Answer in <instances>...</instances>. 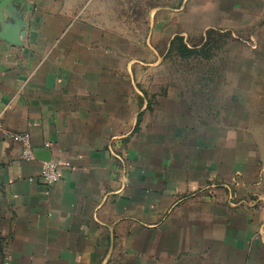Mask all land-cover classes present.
Masks as SVG:
<instances>
[{"label":"crops","instance_id":"crops-1","mask_svg":"<svg viewBox=\"0 0 264 264\" xmlns=\"http://www.w3.org/2000/svg\"><path fill=\"white\" fill-rule=\"evenodd\" d=\"M204 8L264 56V0L181 10ZM152 13L145 33L121 3L0 0V125L37 156L0 132V264H264V63L249 65L245 114L177 112L153 91L174 18ZM48 159L62 163L52 186Z\"/></svg>","mask_w":264,"mask_h":264},{"label":"rangeland","instance_id":"rangeland-1","mask_svg":"<svg viewBox=\"0 0 264 264\" xmlns=\"http://www.w3.org/2000/svg\"><path fill=\"white\" fill-rule=\"evenodd\" d=\"M105 1L106 5L110 2L113 6L120 3L122 7L126 5L130 13L137 11L144 19L145 33L148 32L152 10L159 8L160 17L170 14L174 18L170 27L176 32L175 37L168 39L161 34L159 38L160 87H154L153 91L159 90L160 95L182 99L173 105L177 112L191 106L193 113L207 114V118L211 119L220 111L225 117L231 112L243 115L248 111L247 100L255 90L249 88L248 81L261 79V72L254 71V68L251 70L249 65L264 63V56L261 52L259 55L248 54V48L263 45L262 41L247 39V26L233 28L232 24H228L214 28V10L207 8L203 9V13L187 12L186 17L181 10L185 0ZM167 27L164 25V28ZM183 32L185 36H182ZM206 33L207 39L203 40L201 34ZM231 33L236 34L235 39ZM145 79L151 80V74ZM188 98H192L191 104L183 100Z\"/></svg>","mask_w":264,"mask_h":264},{"label":"built area","instance_id":"built-area-1","mask_svg":"<svg viewBox=\"0 0 264 264\" xmlns=\"http://www.w3.org/2000/svg\"><path fill=\"white\" fill-rule=\"evenodd\" d=\"M0 132L3 133L6 139L17 141L22 144L23 152L22 159L25 161H34L37 156L34 152L31 137L26 133H15L7 130H3L0 125ZM48 146V145H47ZM61 166L60 161L47 160L43 163V168L41 172V178L46 185H55L61 178Z\"/></svg>","mask_w":264,"mask_h":264},{"label":"water","instance_id":"water-1","mask_svg":"<svg viewBox=\"0 0 264 264\" xmlns=\"http://www.w3.org/2000/svg\"><path fill=\"white\" fill-rule=\"evenodd\" d=\"M9 40L12 43H18V42H20V40H21V34H20V32L19 33L16 32L15 36H13L12 38H10ZM48 160H50V159H48Z\"/></svg>","mask_w":264,"mask_h":264},{"label":"trees","instance_id":"trees-1","mask_svg":"<svg viewBox=\"0 0 264 264\" xmlns=\"http://www.w3.org/2000/svg\"><path fill=\"white\" fill-rule=\"evenodd\" d=\"M196 50V49H195Z\"/></svg>","mask_w":264,"mask_h":264}]
</instances>
